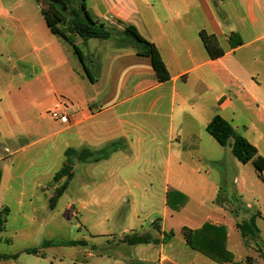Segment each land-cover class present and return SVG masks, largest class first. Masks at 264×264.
<instances>
[{"label": "crops", "instance_id": "1", "mask_svg": "<svg viewBox=\"0 0 264 264\" xmlns=\"http://www.w3.org/2000/svg\"><path fill=\"white\" fill-rule=\"evenodd\" d=\"M85 5L89 15L104 24L134 25L158 48L169 73L168 80L159 82L148 57L136 54L131 46H118L114 38L105 39L108 43L103 47L106 53H88V58H94L88 59L87 67L90 70V65L97 61L98 71L91 73L92 80L86 74L88 80L80 78L84 84L82 97L69 107L68 122L54 119L57 142L63 154L68 147L97 150L115 142L117 148L109 153L106 161L119 158L127 172L139 167L138 171L145 174L165 173V186L157 197L161 217L151 220V224L155 223L154 226L150 224L152 230L123 231L122 238L146 233L150 241L128 244L120 241L121 238L119 243L135 247L137 253L98 256L108 259L105 264H218L187 244L182 228L197 227L179 222L175 229L169 221L185 209L194 190L199 198L221 202L217 195L218 173L213 167L222 164L223 172L230 166L240 171L251 163L238 161L229 146L220 145L206 131L213 115L219 114L226 119L236 133L244 136L256 147L257 153L264 156L260 149V144L264 145V0H85ZM201 30L215 35L224 50L221 56H208L199 37ZM230 32L240 35V45L230 47ZM86 88L90 91L88 96L83 93ZM11 120L8 125H15L19 132L7 133L4 129L7 121L0 119V137L14 143L11 152L15 155L36 140L25 141L23 136L26 135L21 134L15 120ZM172 166L184 168L198 182L191 183L188 190L179 184L170 186L168 176ZM9 170L7 167V172ZM201 170L208 178L202 176ZM12 183H4L0 172L1 192L11 190L15 193L17 187ZM169 188L186 192L187 196L183 195L186 202L184 199L182 205L170 207L167 203ZM17 193L22 195L20 191ZM256 216L258 235L247 244L241 237L243 244L251 249L243 260L250 256L254 264H264V250L260 248V244L264 247V235L260 230L264 216L260 212ZM205 222L226 227L228 249V230H238L237 219L231 218L230 224L224 225L225 221L207 217L198 228ZM169 231L172 234L165 239L164 234ZM178 233L182 240L175 245ZM141 245L158 247L151 250ZM92 252L87 255L91 256ZM0 264L14 262L5 260Z\"/></svg>", "mask_w": 264, "mask_h": 264}, {"label": "rangeland", "instance_id": "2", "mask_svg": "<svg viewBox=\"0 0 264 264\" xmlns=\"http://www.w3.org/2000/svg\"><path fill=\"white\" fill-rule=\"evenodd\" d=\"M79 1L68 0L65 15H70ZM40 8L47 9L48 0H39V3L36 0H0V119L7 121L4 127L7 133L19 132L15 125H8L12 118L20 133L26 135L23 136L25 141L36 140L14 155L11 152L14 143L0 137L3 182H13L17 187L15 193L0 191V215L7 219L1 233L0 254L9 257L0 259V263L8 260L14 264H105L108 259L98 254L119 256L124 253L128 256L137 253L135 247L119 243L123 231H151V220L161 217L157 197L163 192L165 173L145 174L138 171L139 167L127 172L119 158L109 162L105 158L96 162L73 159L70 163L73 176L55 206L49 207L55 187L65 180L64 173L59 179L54 178V173L60 171L65 162V155L57 142L55 118L50 111L65 108L70 114L69 107L82 97L84 84L80 78L88 79L71 46L47 29ZM105 25L111 38L123 27L118 22ZM71 37L83 52L87 65L88 59L94 58H88V53L95 55L107 51L103 47L108 43L102 39L84 40L73 33ZM97 64L94 61L90 65L91 73L98 71ZM98 92L96 89L95 93ZM83 93L88 96L90 91L86 88ZM260 145L263 152L264 145ZM7 167L11 171L7 172ZM223 167L222 164L213 167L218 173L217 195L221 202L199 198L194 190L185 209L175 214L169 224L175 229L179 222L198 228L207 217L225 221L227 225L231 218L241 221L254 216L256 219L257 212L264 216V181L257 175L253 163L241 167L240 171L230 166L223 172ZM201 171L202 176L208 178L204 170ZM168 179L170 186L179 184L187 190L191 183L198 182L184 168L174 169L173 166ZM19 191L22 195L17 193ZM176 193L187 196L183 190L169 188L168 197ZM260 230L264 235L263 224ZM228 233L232 259L242 261L251 249L243 244L238 230L230 229ZM68 240H84L85 245L60 243ZM181 240L178 233L174 244H180ZM140 247L153 250L158 246ZM31 248L43 256L26 252ZM260 248L264 250L262 244ZM91 251L92 255L88 256Z\"/></svg>", "mask_w": 264, "mask_h": 264}, {"label": "trees", "instance_id": "3", "mask_svg": "<svg viewBox=\"0 0 264 264\" xmlns=\"http://www.w3.org/2000/svg\"><path fill=\"white\" fill-rule=\"evenodd\" d=\"M39 3V0H36ZM65 3L68 0H64ZM44 22L49 31L67 42L73 54L77 57L87 77L92 80V75L84 62L83 53L81 49L73 42L71 34L77 35L84 40L89 38L109 39L111 32L106 25L98 20L93 19L85 5V0H80L77 8H72L71 14L65 15L66 10H58L49 0L48 8H40ZM66 25L61 26V24ZM199 37L204 45V48L210 58H216L224 53L220 47L215 35L201 30ZM114 40L118 46H131L134 48L136 54L146 56L150 59L151 66L154 70L156 79L163 82L169 79V73L160 56L158 48L154 43L145 39L132 24H124L122 29L114 36ZM228 42L230 47H236L242 43V39L237 32H230L228 34ZM206 131L222 146H229L231 153L241 163L252 162L257 175L264 181L262 171L264 170V157L257 153V149L244 136L238 134L233 129L232 125L219 114L213 115L206 125ZM115 142L108 146L97 150H90L88 148L74 149L68 147L64 151L65 162L60 171L54 173V178L59 179L64 173L65 180L61 185L55 187L54 193L49 198V207L53 208L58 198L63 194L68 186V181L72 178L73 172L71 169V161L76 159L81 162H96L106 158L110 152L116 150ZM185 197L181 193H176L173 197H168L167 203L170 207L176 208L178 205L184 203ZM8 210V208H5ZM259 212L256 213L258 215ZM7 215V213L5 214ZM6 216L0 215V232L5 228ZM239 230L244 243L247 244L249 239H253L258 235V227L255 223V217L243 219L235 223ZM183 236L187 244L193 249L200 251L204 255L215 260L218 264H254L250 256H246L243 261H233L232 253L225 245V228L222 225L214 226L208 222L203 223L199 228L190 229L182 228ZM172 232L164 234L165 239L171 235ZM164 239V240H165ZM120 241L128 244L147 243L150 241L148 234H131L126 235ZM64 245H84V240H68L60 242ZM26 252L37 254V249H26ZM40 254V253H39ZM43 256V253L40 254ZM16 257V255H15ZM9 257L0 254V259H8Z\"/></svg>", "mask_w": 264, "mask_h": 264}, {"label": "built area", "instance_id": "4", "mask_svg": "<svg viewBox=\"0 0 264 264\" xmlns=\"http://www.w3.org/2000/svg\"><path fill=\"white\" fill-rule=\"evenodd\" d=\"M50 115L57 119L60 123H67L69 114L65 110V108H60V109H53L50 111Z\"/></svg>", "mask_w": 264, "mask_h": 264}, {"label": "water", "instance_id": "5", "mask_svg": "<svg viewBox=\"0 0 264 264\" xmlns=\"http://www.w3.org/2000/svg\"><path fill=\"white\" fill-rule=\"evenodd\" d=\"M58 10L63 11L66 9L64 0H49Z\"/></svg>", "mask_w": 264, "mask_h": 264}]
</instances>
